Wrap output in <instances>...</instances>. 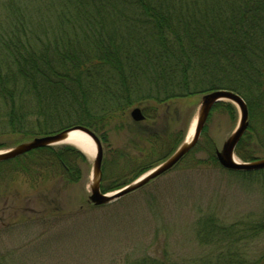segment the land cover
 I'll return each instance as SVG.
<instances>
[{
	"label": "rangeland",
	"instance_id": "rangeland-1",
	"mask_svg": "<svg viewBox=\"0 0 264 264\" xmlns=\"http://www.w3.org/2000/svg\"><path fill=\"white\" fill-rule=\"evenodd\" d=\"M23 2L30 12L39 13L49 0ZM11 4L13 0H0L2 31L10 26L11 9L5 5L11 8ZM56 33L53 29L51 35ZM84 42L77 45L87 50ZM90 90L92 113L97 114L105 99L96 88ZM202 95L149 100L147 105H139L145 115L140 122L131 116L137 105L130 106L113 120L110 141L96 133L104 147L102 182L106 180L110 187L104 192L136 180L187 140ZM234 107V113L214 107L198 143L173 168L107 205L89 201L95 154L75 144L54 146L80 149L86 163L71 152L65 155L64 164L56 161L49 171L41 167V161L33 163L26 153L0 163V264H181L225 251L228 246L250 256L260 255L264 230H256V226L264 218V169L239 173L224 168L216 155L238 125L240 111ZM253 109L252 114L249 108L245 138L236 148L239 161L264 157V118ZM69 114L79 119L82 108ZM7 131L8 126L0 123V143L4 142L0 151L20 142ZM33 164L39 168L37 173ZM65 164L81 167L78 179L69 178ZM202 217H213L218 229L211 227L212 231L200 235Z\"/></svg>",
	"mask_w": 264,
	"mask_h": 264
},
{
	"label": "trees",
	"instance_id": "trees-1",
	"mask_svg": "<svg viewBox=\"0 0 264 264\" xmlns=\"http://www.w3.org/2000/svg\"><path fill=\"white\" fill-rule=\"evenodd\" d=\"M23 1L5 5L11 22L0 30V123L16 142L75 124L108 142L113 120L130 106L215 89L240 94L251 113L256 108L264 118V0H49L36 14ZM83 41L87 50L77 45ZM93 88L105 99L97 114L91 107ZM78 107L83 115L73 119L69 111ZM223 107L235 112L225 101L214 109ZM70 152L87 162L72 146H46L25 155L49 171L54 162L64 164ZM64 167L69 178L82 172L75 165ZM108 185L104 180L102 190ZM209 217L199 219L200 235L217 228ZM256 228L264 230V218ZM218 253L181 264H264V251L254 257L228 246Z\"/></svg>",
	"mask_w": 264,
	"mask_h": 264
},
{
	"label": "water",
	"instance_id": "water-1",
	"mask_svg": "<svg viewBox=\"0 0 264 264\" xmlns=\"http://www.w3.org/2000/svg\"><path fill=\"white\" fill-rule=\"evenodd\" d=\"M222 101H230L235 104L240 111V119L235 131L226 139L222 149L216 150V155L220 164L224 168L234 171H255L264 169V157L251 161H239L236 159V148L249 126V108L248 103L240 94L228 89H215L202 95L194 134L190 141L185 140L165 161L161 162L159 165L155 166L131 183L113 192H104L102 190L104 158L102 140L95 131L83 125H75L53 134L36 136L28 141L19 143L10 149L0 151V162L14 159L34 149L61 143L69 137L70 131L80 130L82 133L90 137L96 145L95 160L92 169V176L94 178H92L90 183L89 201L96 206L107 205L141 188L151 180L173 168L198 143L211 111ZM131 116L135 121H142L145 119V115L139 106L132 109Z\"/></svg>",
	"mask_w": 264,
	"mask_h": 264
},
{
	"label": "bare ground",
	"instance_id": "bare-ground-1",
	"mask_svg": "<svg viewBox=\"0 0 264 264\" xmlns=\"http://www.w3.org/2000/svg\"><path fill=\"white\" fill-rule=\"evenodd\" d=\"M195 123H196V119L193 121L191 128L188 132L187 141H190L191 138L193 137L195 130ZM63 142L75 144L77 147L81 148L86 153L93 155L96 153V145L94 141L86 134L82 133L80 130L70 131L69 137ZM92 178L94 177L92 176Z\"/></svg>",
	"mask_w": 264,
	"mask_h": 264
},
{
	"label": "flooded vegetation",
	"instance_id": "flooded-vegetation-1",
	"mask_svg": "<svg viewBox=\"0 0 264 264\" xmlns=\"http://www.w3.org/2000/svg\"><path fill=\"white\" fill-rule=\"evenodd\" d=\"M143 111V110H142ZM136 122H140V121H136Z\"/></svg>",
	"mask_w": 264,
	"mask_h": 264
}]
</instances>
